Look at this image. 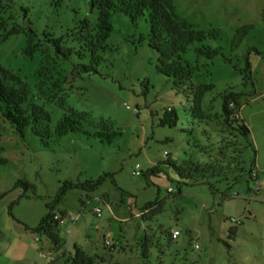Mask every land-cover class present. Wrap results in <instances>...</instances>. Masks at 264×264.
Instances as JSON below:
<instances>
[{
  "label": "rangeland",
  "instance_id": "obj_1",
  "mask_svg": "<svg viewBox=\"0 0 264 264\" xmlns=\"http://www.w3.org/2000/svg\"><path fill=\"white\" fill-rule=\"evenodd\" d=\"M88 1L4 2L0 35L14 25L23 29L0 41V64L30 86L36 103L50 115L51 133L69 112L82 115L83 129L44 146L30 130L21 139L0 117V155L9 160L0 165V218L10 206V219L24 227L31 224L26 215L35 220L38 214L39 220L53 204L54 210L65 212L59 229L67 253L77 244L96 264H264V174L257 179L247 174L264 170V0H173L194 27L220 31L218 40L205 44L221 46L230 60L222 55L211 61L196 57L197 44L183 55L197 82L214 85L200 110L157 72L156 53L139 40L147 33L145 23L134 26L124 14L111 18L97 74H70L72 64L88 61L87 54L81 59L72 54L60 63L46 44L31 56L24 53L28 27L41 40L46 32L77 48L71 33L79 21L86 19L91 28L97 22ZM245 24L252 28L232 50L231 38ZM225 90L238 95L240 115L249 128L247 140L222 122L220 95ZM169 108L177 112L176 125L159 126ZM94 131L120 134L107 143L93 137ZM165 152L177 164H215L219 173H210L211 185L179 184L166 167L146 179L143 173L163 160ZM136 165L139 173L134 175ZM98 177L103 181L96 190L68 189L56 201L64 181L84 184ZM18 180L32 188L24 191ZM155 199H164V210L144 220L141 208ZM174 229L180 233L177 238L169 236ZM27 235L29 241L0 232V264H51L49 241ZM146 237L149 257L144 259Z\"/></svg>",
  "mask_w": 264,
  "mask_h": 264
},
{
  "label": "trees",
  "instance_id": "obj_2",
  "mask_svg": "<svg viewBox=\"0 0 264 264\" xmlns=\"http://www.w3.org/2000/svg\"><path fill=\"white\" fill-rule=\"evenodd\" d=\"M4 2L5 0H0V12L4 10ZM88 4L91 10H96L97 22L95 28H91L86 19L79 21V25L71 33V42H76L77 48L76 46H66L61 37H53L46 32H43L44 39L41 40L37 38L35 31L28 27L24 53L31 56L40 46L46 44L48 49H52L54 59L59 62L69 59L72 54H76L79 59L87 54L88 61L72 64L70 74H97V67L102 61L99 52L104 50L105 42L112 31L111 18L115 14H124L134 26L141 21L145 23L147 33L141 34L139 40H145L147 45L156 53L157 72L170 78L174 92L182 95L186 102L191 103L195 109L200 110V103L206 94L213 90L214 85L212 83L197 82L190 64L183 59V55L197 44L194 46L196 57H203L211 61L219 55L223 56L221 46L205 44L206 40H218L220 36L218 29L194 27L186 17L179 13L173 0H89ZM21 9L24 13L27 12V8L21 7ZM2 22L0 19V29ZM251 28L252 24H245L236 29L230 42L232 50L240 44ZM22 29L23 27L18 25L12 26L9 30L2 32L0 41L5 40L10 35L19 33ZM223 58L225 61L230 62L224 56ZM247 66L249 67L248 62ZM41 68L43 69L44 65ZM56 73L61 74V72ZM35 98L30 86L17 73L0 64V117L4 123H8L13 127L21 139H24L25 133L30 130L39 137L44 146H48L49 142L55 141L68 133L82 131V115L69 112L57 121L51 133L48 126L50 115L41 105L36 103ZM220 98L222 100V122L230 127L233 132H238L240 136L247 140L249 128L240 116L241 105L238 95L231 90H225ZM177 120V112L173 108H169L163 112L158 125L174 127ZM84 133L90 134L85 130ZM119 134L118 131L106 133L94 131L91 133L93 137L107 143H111ZM0 150H3V148L0 147ZM8 163L9 160L0 155V165ZM237 163L238 161L235 166ZM164 167L172 172L178 179L179 184L207 183L211 177L210 173L213 174V177L219 173L218 169L220 168L215 164H201L192 161L177 164L166 152L165 158L146 169L143 175L146 179L151 176H159L160 173L164 172ZM251 172V170L247 171L249 178L257 179L258 177H253ZM242 174L246 173L242 172ZM102 181L103 177L86 181L84 184L64 181L59 189L56 201L68 189L82 187L87 191H94ZM18 183L23 185L24 191L32 188V185L26 181L18 180ZM209 185H211L210 182ZM164 202V199H155L145 203L141 208V218L152 220L153 217L161 214L164 210ZM47 208V212L35 225L24 224V228L36 235L38 240L46 238L49 241V249L53 254L51 264L57 262L62 264H96L95 258L87 254L77 244H73L72 252L67 253L66 242L62 239L59 229L65 212L54 210L53 204H48ZM8 215L12 216L10 206H8ZM55 216H58V219ZM168 233L172 238L171 233ZM148 247V238L146 237L142 242L141 249V255L144 259L149 257Z\"/></svg>",
  "mask_w": 264,
  "mask_h": 264
},
{
  "label": "crops",
  "instance_id": "obj_3",
  "mask_svg": "<svg viewBox=\"0 0 264 264\" xmlns=\"http://www.w3.org/2000/svg\"><path fill=\"white\" fill-rule=\"evenodd\" d=\"M207 65V63H204L203 62V66ZM241 116V115H240ZM242 118V117H241ZM170 141V140H169ZM169 153V152H168ZM26 219H30L31 224L29 225H35L37 222L36 221H39V220H36L38 219L39 215H35V220H32L34 219V215H26ZM0 232L5 235L6 237L12 235V234H18L19 236L22 235L24 236V239L29 241V238H28V233L30 234V232H28L24 227H19L18 225H16L9 217V215L7 214L6 216L3 217V219L0 218ZM21 238V237H20ZM6 248H9L10 246V242L5 244L4 245Z\"/></svg>",
  "mask_w": 264,
  "mask_h": 264
},
{
  "label": "built area",
  "instance_id": "obj_4",
  "mask_svg": "<svg viewBox=\"0 0 264 264\" xmlns=\"http://www.w3.org/2000/svg\"><path fill=\"white\" fill-rule=\"evenodd\" d=\"M165 155H166V152H165ZM138 168H139V166L136 165V166H135V169L132 171V174L137 175V174L139 173V172H138ZM261 172L264 174V170H263V171H260V170L256 169V170H254V171L251 172V175H252L253 177H258L259 174H260ZM94 213H95V215H96L97 217H99V216L101 215V213H100V209H99V208H95V209H94ZM55 218L58 219V216H55ZM231 222H235V223H237L238 221L235 220V219H232ZM179 234H180V233H179V231H178L177 229H174V230L171 231V236H172V238H177V236H178ZM104 244H105V246H108V245H109V241L106 240V241L104 242ZM194 247L197 248L198 246L195 244Z\"/></svg>",
  "mask_w": 264,
  "mask_h": 264
}]
</instances>
